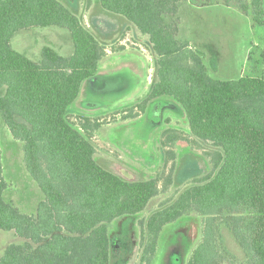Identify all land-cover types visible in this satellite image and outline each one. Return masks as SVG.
<instances>
[{"label":"trees","instance_id":"obj_1","mask_svg":"<svg viewBox=\"0 0 264 264\" xmlns=\"http://www.w3.org/2000/svg\"><path fill=\"white\" fill-rule=\"evenodd\" d=\"M183 1H97L102 12L122 17L147 37L155 58L148 95L124 120L137 119L132 113H143L153 100L171 98L209 165L138 221L136 264H153L165 228L188 217L199 221L200 233L185 264H264V50L249 53L250 74L212 79L201 53L178 40ZM214 1L248 16L264 34V0ZM50 27L70 34L69 57L44 47L33 62L11 48L18 32ZM261 41L264 47V36ZM104 56L105 47L59 0H0V118L21 144L25 170L43 196L31 216L4 200L0 149V232L22 240L4 249L0 264H111L109 225L138 216L171 186L173 166L167 175L142 181L103 168L91 139L100 124L71 121V106ZM166 135L164 146L181 139L173 130ZM162 157L166 166L174 156L166 151ZM222 229L241 249L243 262L224 245Z\"/></svg>","mask_w":264,"mask_h":264},{"label":"rangeland","instance_id":"obj_2","mask_svg":"<svg viewBox=\"0 0 264 264\" xmlns=\"http://www.w3.org/2000/svg\"><path fill=\"white\" fill-rule=\"evenodd\" d=\"M59 1L105 47L97 75L84 82L81 96L70 108L71 121L75 124L84 119L100 124L91 132L95 161L126 181L148 180L161 173L167 175L173 166L171 186L154 198L144 212L109 225L111 264H136L139 257L138 221L146 219L191 179L206 174L208 161L203 156V149L191 143L185 116L171 98L156 99L143 113L138 110L132 113V116H138L137 119L124 120L128 117L127 110L148 95L155 78V58L147 37L122 17L102 12L98 0ZM177 18L178 40L188 41L192 49L201 53L212 79L236 80L250 74L249 53L264 50L263 31L255 28L248 16L232 6L214 0H185L179 4ZM25 35H28L27 42L21 43L19 35L12 44L23 50L22 53L25 51L31 60L40 57L41 48L46 46L64 57L73 52L70 34L65 29L33 28ZM20 43L23 49L18 46ZM166 129L177 132L181 139L164 146L168 135L163 138L161 134ZM0 149L7 184L4 200L20 213L34 215L43 199L42 193L25 170L21 144L13 139L1 118ZM166 151L174 157L164 166L162 156ZM199 233L200 224L196 218L188 217L166 227L153 264H185ZM221 237L235 259L243 262L241 249L225 229L221 230ZM12 243L21 244L22 240L12 232H0V257Z\"/></svg>","mask_w":264,"mask_h":264},{"label":"crops","instance_id":"obj_3","mask_svg":"<svg viewBox=\"0 0 264 264\" xmlns=\"http://www.w3.org/2000/svg\"><path fill=\"white\" fill-rule=\"evenodd\" d=\"M33 28H31V29H29V30H24V31H20V32H18L17 34H15V36L11 39V41H10V46H11V48L14 50V51H16V50H20L19 52L18 51H16V52H18L19 54H21V55H23V56H25V57H27L28 58V56L25 54L26 52L24 51V53H22V51L23 50H21V49H19L18 47H16V48H14L13 47V41H14V39L16 40V38H18V36L20 35L21 37H20V42L21 43H23V42H27L28 40V37H26V36H28V35H25V34H29V32L32 30ZM26 37V38H25ZM20 43V45H18L20 48H22L23 46H22V44ZM47 47V46H46ZM44 47H42L41 48V50H40V57H41V51H42V49H43ZM16 49V50H15ZM23 49V48H22ZM53 49V48H52ZM29 55H31L30 54V51H29ZM40 57H38L37 59H35L34 58V60H31V61H33V62H38L39 60H40ZM29 59V58H28ZM84 84V83H83ZM82 87H83V85H82ZM82 87H81V89H82ZM81 96V92H80V95H79V97ZM79 99V98H78ZM77 99V100H78ZM158 100V99H157ZM159 100H160V98H159ZM154 101V100H153ZM151 103H152V101H151ZM151 103H150V105L149 106H151ZM148 106V107H149Z\"/></svg>","mask_w":264,"mask_h":264}]
</instances>
